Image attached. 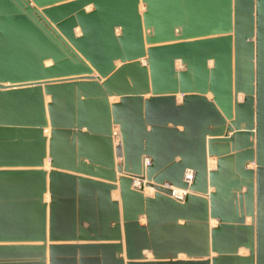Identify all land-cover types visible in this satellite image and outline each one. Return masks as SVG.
Returning <instances> with one entry per match:
<instances>
[{
  "label": "water",
  "instance_id": "95a60500",
  "mask_svg": "<svg viewBox=\"0 0 264 264\" xmlns=\"http://www.w3.org/2000/svg\"><path fill=\"white\" fill-rule=\"evenodd\" d=\"M0 264H264V0H0Z\"/></svg>",
  "mask_w": 264,
  "mask_h": 264
},
{
  "label": "built area",
  "instance_id": "2783aa9c",
  "mask_svg": "<svg viewBox=\"0 0 264 264\" xmlns=\"http://www.w3.org/2000/svg\"><path fill=\"white\" fill-rule=\"evenodd\" d=\"M193 176H194V172H193L192 170H187L185 180L188 181V182L190 183V182H192V180H193ZM185 193H186V191H184V190H179V191L176 192V196H177L179 199H183Z\"/></svg>",
  "mask_w": 264,
  "mask_h": 264
},
{
  "label": "crops",
  "instance_id": "0c3cea01",
  "mask_svg": "<svg viewBox=\"0 0 264 264\" xmlns=\"http://www.w3.org/2000/svg\"><path fill=\"white\" fill-rule=\"evenodd\" d=\"M143 10H145V8L142 9V11H143ZM47 134L49 135V133H47ZM45 163H46V164H45V169H46L47 171H49V170L51 169V168H50V165H49V164H50V160L47 159ZM147 190L149 191L148 188L146 189V191H147ZM146 191H145V192H146ZM146 193H147V192H146ZM148 193H149V192H148ZM150 193H151V192H150ZM114 198H119V190H117L116 193L114 192ZM45 201H46V202H49V193H47V194L45 195ZM212 224H214V223L212 222ZM212 226H213V225H212ZM49 244H51V243L48 242V245H49Z\"/></svg>",
  "mask_w": 264,
  "mask_h": 264
},
{
  "label": "bare ground",
  "instance_id": "6f19581e",
  "mask_svg": "<svg viewBox=\"0 0 264 264\" xmlns=\"http://www.w3.org/2000/svg\"><path fill=\"white\" fill-rule=\"evenodd\" d=\"M48 63H49V62H48ZM213 162H214L213 160L210 161V166H212ZM146 192H147V193H148V192H151V190L149 189V191L147 190ZM213 223L215 224L214 221H213Z\"/></svg>",
  "mask_w": 264,
  "mask_h": 264
},
{
  "label": "rangeland",
  "instance_id": "374dc122",
  "mask_svg": "<svg viewBox=\"0 0 264 264\" xmlns=\"http://www.w3.org/2000/svg\"><path fill=\"white\" fill-rule=\"evenodd\" d=\"M151 192H152V191H151ZM148 194H150V192H149Z\"/></svg>",
  "mask_w": 264,
  "mask_h": 264
}]
</instances>
